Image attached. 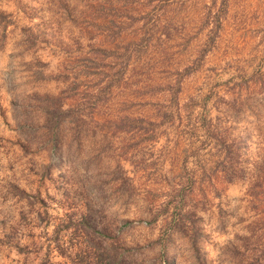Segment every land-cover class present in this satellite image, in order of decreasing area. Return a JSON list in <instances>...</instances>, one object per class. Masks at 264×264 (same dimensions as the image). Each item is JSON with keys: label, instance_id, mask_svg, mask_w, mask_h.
Segmentation results:
<instances>
[{"label": "rangeland", "instance_id": "obj_1", "mask_svg": "<svg viewBox=\"0 0 264 264\" xmlns=\"http://www.w3.org/2000/svg\"><path fill=\"white\" fill-rule=\"evenodd\" d=\"M44 259L264 264V0H0V264Z\"/></svg>", "mask_w": 264, "mask_h": 264}, {"label": "trees", "instance_id": "obj_2", "mask_svg": "<svg viewBox=\"0 0 264 264\" xmlns=\"http://www.w3.org/2000/svg\"><path fill=\"white\" fill-rule=\"evenodd\" d=\"M56 126H57V122H55L54 127H56ZM40 264H50V263L48 262L47 259H44L43 262H41Z\"/></svg>", "mask_w": 264, "mask_h": 264}]
</instances>
